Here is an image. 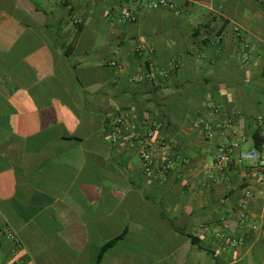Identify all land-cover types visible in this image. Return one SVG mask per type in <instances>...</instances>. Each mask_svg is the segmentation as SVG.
<instances>
[{
    "label": "crops",
    "instance_id": "1",
    "mask_svg": "<svg viewBox=\"0 0 264 264\" xmlns=\"http://www.w3.org/2000/svg\"><path fill=\"white\" fill-rule=\"evenodd\" d=\"M175 2L0 0V264H22L8 225L37 264H264V169L238 160L264 136V0ZM200 112L234 125L206 138ZM119 115L159 126L166 176L111 140Z\"/></svg>",
    "mask_w": 264,
    "mask_h": 264
},
{
    "label": "built area",
    "instance_id": "2",
    "mask_svg": "<svg viewBox=\"0 0 264 264\" xmlns=\"http://www.w3.org/2000/svg\"><path fill=\"white\" fill-rule=\"evenodd\" d=\"M132 3L144 4L148 9H175V0H129ZM125 17L136 19V15L132 10H127L124 13ZM139 51H145L146 46L141 44L138 46ZM113 65H116V61H112ZM179 64L173 62L166 69H148L139 76L140 81L155 80L158 78L166 79L170 74L178 70ZM211 111L213 114H218L219 109L212 107ZM241 113L240 111L236 112ZM261 120V119H260ZM113 126L110 130L111 140L117 141L126 131H130L132 138L138 142L140 147V156L143 163V169L147 176L156 177L158 175L166 176L169 171L173 168L174 157L167 153V143L164 137L158 135V125L146 124V131H142L137 128L134 120L130 116L119 115L113 119ZM196 124L202 129L206 138H212L216 131V128H220L223 134H226L228 126L234 125V118H228L225 122H213L205 112H200L196 121ZM245 136H236L229 143H222L216 153V163L219 169H223L224 166L229 163L234 157V150L240 147L241 143L245 142ZM239 161H248L252 164L255 169H264V151H260L256 147H252L249 150L240 151L238 154ZM245 205L243 208L245 209ZM247 217V212L242 211L240 218L244 220ZM3 224V223H2ZM1 226V221H0ZM5 235L8 239L12 240L16 247L13 250L12 257L16 263L22 262V264H37L32 253L24 245V241L20 234L15 230L14 227L8 225L6 228ZM223 236V234H222ZM237 241L233 240V245ZM24 250L23 254L19 252Z\"/></svg>",
    "mask_w": 264,
    "mask_h": 264
},
{
    "label": "trees",
    "instance_id": "3",
    "mask_svg": "<svg viewBox=\"0 0 264 264\" xmlns=\"http://www.w3.org/2000/svg\"><path fill=\"white\" fill-rule=\"evenodd\" d=\"M264 74V69H263ZM262 129L260 127L255 128L252 133V138L254 141V145L259 149L261 147V144L264 142V136L262 135ZM122 236V235H121ZM121 236L115 237L108 242H106L102 246L101 254H103L108 248L112 247L120 238Z\"/></svg>",
    "mask_w": 264,
    "mask_h": 264
}]
</instances>
